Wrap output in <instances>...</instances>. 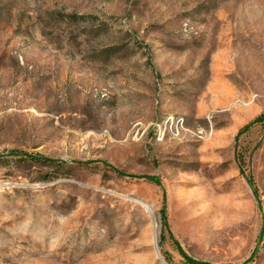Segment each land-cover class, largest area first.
<instances>
[{"label": "rangeland", "instance_id": "374dc122", "mask_svg": "<svg viewBox=\"0 0 264 264\" xmlns=\"http://www.w3.org/2000/svg\"><path fill=\"white\" fill-rule=\"evenodd\" d=\"M262 115L264 0H0V264H264Z\"/></svg>", "mask_w": 264, "mask_h": 264}, {"label": "trees", "instance_id": "16d2710c", "mask_svg": "<svg viewBox=\"0 0 264 264\" xmlns=\"http://www.w3.org/2000/svg\"><path fill=\"white\" fill-rule=\"evenodd\" d=\"M255 125H262V126H264V115L258 117V118H257L256 120H254L252 123H250L249 125H247L243 130H241V131L238 133L236 139L238 140V137H239L241 134H243L244 132H247L248 130H250V129H251L253 126H255ZM236 159H237V162H238V164H239V172H240L241 175L244 176V171H243V169H242V167H241V164H242V162H243L242 156H239L238 153H237ZM43 162H44L45 164H51V165L56 164L54 161H51V160H48V159H45V158L43 159ZM114 172L120 174V173H119L118 171H116V170H115ZM146 180H149V181L155 182V183H157V184L159 183L156 179L147 178ZM248 182H249L250 186L253 187V182L251 181V179H249ZM161 215H162V219H163V226L165 227V229H167V218H166L165 209H163V210L161 211Z\"/></svg>", "mask_w": 264, "mask_h": 264}, {"label": "bare ground", "instance_id": "6f19581e", "mask_svg": "<svg viewBox=\"0 0 264 264\" xmlns=\"http://www.w3.org/2000/svg\"><path fill=\"white\" fill-rule=\"evenodd\" d=\"M149 213H150V215H153V213H152V212H150V211H149Z\"/></svg>", "mask_w": 264, "mask_h": 264}]
</instances>
